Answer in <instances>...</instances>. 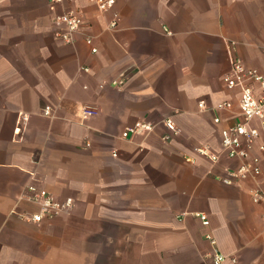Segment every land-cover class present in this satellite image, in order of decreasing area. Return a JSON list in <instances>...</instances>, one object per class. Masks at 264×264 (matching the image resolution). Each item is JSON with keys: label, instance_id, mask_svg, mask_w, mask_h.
Returning <instances> with one entry per match:
<instances>
[{"label": "crops", "instance_id": "obj_1", "mask_svg": "<svg viewBox=\"0 0 264 264\" xmlns=\"http://www.w3.org/2000/svg\"><path fill=\"white\" fill-rule=\"evenodd\" d=\"M68 10L83 19L71 43L52 23ZM232 58L264 73V0H115L104 12L89 0H0V264H213L215 253L264 264L254 184H225L236 163L197 152L218 151L220 127L234 124L198 107L237 112L239 91L223 80ZM138 122L153 131L123 138ZM28 186L73 207L24 222L17 214L38 210Z\"/></svg>", "mask_w": 264, "mask_h": 264}, {"label": "built area", "instance_id": "obj_2", "mask_svg": "<svg viewBox=\"0 0 264 264\" xmlns=\"http://www.w3.org/2000/svg\"><path fill=\"white\" fill-rule=\"evenodd\" d=\"M57 7L63 0H51ZM94 3L98 10L108 11L114 6L115 0H89ZM55 27V37L71 43L75 33L81 31L83 19L77 10H68L52 19ZM116 26L115 21L109 22V28ZM86 44L91 45L90 37L85 39ZM91 52L95 53L96 48L92 47ZM84 72L89 68L84 67ZM224 83L229 90L239 91L237 100V112L230 101H223L214 107L208 108L203 100L198 102V107L202 110H213L216 116L213 118L215 125H220L221 113H232L234 124L220 127V148L212 152L208 147L198 148L197 152L208 157L214 162H218L221 156H225L230 161L236 163L234 167L226 168V177L222 181L227 185L239 184L241 182H251L254 184L250 189V199L253 204L264 208V172L261 166V154L264 153V143H260L262 132L264 131V73H259L254 69L245 68L238 59H231L230 73L224 77ZM124 76L112 80L111 85L120 89L125 85ZM96 112L89 108L82 109L83 117L94 115ZM44 114H49V108L44 110ZM164 126L169 134H176L175 124L170 120H164ZM154 126L149 123H135L127 128L123 133V138L133 135L151 133ZM168 140L166 134L163 138ZM256 148L258 154L252 153ZM115 156V154H113ZM27 200L34 204L38 210L35 213H20L18 217L27 223L39 224L44 220L54 219L64 213H68L73 207V200L67 198L57 200L51 193L37 189L34 186L27 187ZM204 226L208 225L205 215H199ZM264 222V215L262 216ZM212 244L215 241L211 240ZM213 264H222L225 257L219 253L213 255Z\"/></svg>", "mask_w": 264, "mask_h": 264}, {"label": "rangeland", "instance_id": "obj_3", "mask_svg": "<svg viewBox=\"0 0 264 264\" xmlns=\"http://www.w3.org/2000/svg\"><path fill=\"white\" fill-rule=\"evenodd\" d=\"M54 196V195H53Z\"/></svg>", "mask_w": 264, "mask_h": 264}]
</instances>
